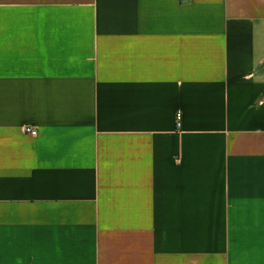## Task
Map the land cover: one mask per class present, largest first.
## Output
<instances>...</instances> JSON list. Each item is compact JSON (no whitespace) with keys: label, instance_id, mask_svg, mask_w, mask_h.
Segmentation results:
<instances>
[{"label":"crops","instance_id":"0c3cea01","mask_svg":"<svg viewBox=\"0 0 264 264\" xmlns=\"http://www.w3.org/2000/svg\"><path fill=\"white\" fill-rule=\"evenodd\" d=\"M0 264H264V0H0Z\"/></svg>","mask_w":264,"mask_h":264},{"label":"built area","instance_id":"2783aa9c","mask_svg":"<svg viewBox=\"0 0 264 264\" xmlns=\"http://www.w3.org/2000/svg\"><path fill=\"white\" fill-rule=\"evenodd\" d=\"M181 126H182V115H181V113H178L176 115V128L180 130ZM25 130L27 133L34 135V136L38 134V130L35 128L26 127Z\"/></svg>","mask_w":264,"mask_h":264}]
</instances>
